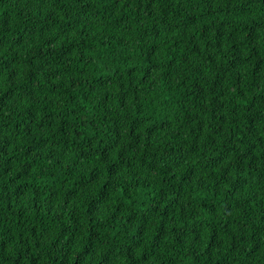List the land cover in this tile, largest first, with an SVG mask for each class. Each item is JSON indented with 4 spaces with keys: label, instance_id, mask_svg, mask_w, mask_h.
<instances>
[{
    "label": "trees",
    "instance_id": "1",
    "mask_svg": "<svg viewBox=\"0 0 264 264\" xmlns=\"http://www.w3.org/2000/svg\"><path fill=\"white\" fill-rule=\"evenodd\" d=\"M0 264H264V0H0Z\"/></svg>",
    "mask_w": 264,
    "mask_h": 264
}]
</instances>
